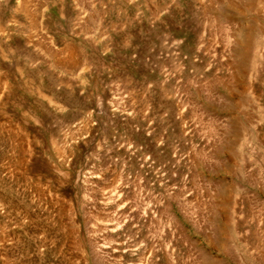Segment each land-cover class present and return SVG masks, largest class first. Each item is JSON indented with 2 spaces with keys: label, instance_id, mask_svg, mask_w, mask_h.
Returning <instances> with one entry per match:
<instances>
[{
  "label": "rangeland",
  "instance_id": "rangeland-1",
  "mask_svg": "<svg viewBox=\"0 0 264 264\" xmlns=\"http://www.w3.org/2000/svg\"><path fill=\"white\" fill-rule=\"evenodd\" d=\"M0 29V264H264V0H0Z\"/></svg>",
  "mask_w": 264,
  "mask_h": 264
},
{
  "label": "bare ground",
  "instance_id": "bare-ground-1",
  "mask_svg": "<svg viewBox=\"0 0 264 264\" xmlns=\"http://www.w3.org/2000/svg\"><path fill=\"white\" fill-rule=\"evenodd\" d=\"M26 3V2H25ZM24 4V3H23ZM26 6V5H25ZM22 7V6H21ZM21 7H19V8H21ZM22 9V8H21ZM22 12V11H21ZM24 12L27 14V9H26V7H25V9H24ZM23 13V12H22ZM233 26V25H232ZM2 28V27H1ZM229 28V27H228ZM232 28V27H231ZM1 31H0V33L3 35L4 34V31L2 30V29H0ZM256 30V29H255ZM229 32H230V30H229ZM248 35L245 37V38H241V40H240V49L237 51V52H235L237 55H238V57L240 56L241 58H245L246 57V55H247V51H248V48H250V47H253V48H255L256 46L258 47V45H259V38L258 37H256L255 36V38H253L252 36L253 35H251V34H249V33H247ZM254 35H255V33H254ZM240 38V37H239ZM258 39V40H257ZM257 47L255 48V49H257ZM255 49H254V51L253 52H255ZM69 50V52H70V56H72L73 54H72V49L71 48H69L68 49ZM249 53H252L251 52V50L249 51ZM256 53V52H255ZM255 53H253V54H255ZM250 55V54H249ZM252 55V54H251ZM257 55V54H256ZM260 55V54H259ZM236 56V55H235ZM254 56V55H253ZM259 57V56H258ZM257 58V57H256ZM251 60H252V58H251ZM260 60V59H259ZM244 61V60H243ZM255 59L253 58V60L252 61H250L251 63H252V66L251 67H253V65H255ZM242 62V61H241ZM253 62H254V64H253ZM251 65V64H250ZM239 67V66H238ZM238 69V68H237ZM29 82V81H28ZM30 83V82H29ZM4 84H7V83H4ZM31 84V83H30ZM6 86V85H5ZM4 86V87H5ZM34 89V88H33ZM35 92H37L36 94H38L39 96H41V97H43V98H45L49 103H52V104H55L56 106H58V107H60L61 105H60V101H59V99L58 98H56V96L53 94V93H51V92H48V93H46V92H43V90L41 89V88H39V86H37V87H35ZM254 93V92H253ZM257 93V92H256ZM244 140V139H243ZM54 142L55 141H53V143L52 144H54ZM247 142V141H246ZM239 143H241V142H239ZM250 144V143H249ZM240 145V144H239ZM53 146H55V148H54V150H56L57 151V153L58 152H61L60 151V149L61 148H59L58 146H57V144L55 143V145H53ZM241 148H242V145H241ZM59 154V153H58ZM233 192H234V190H233ZM185 194V193H184ZM189 194V193H188ZM187 193H186V195H184V199L186 200L187 198H185V197H187V195H188ZM181 195V194H180ZM179 196V195H178ZM177 197V196H176ZM183 197V196H182ZM189 197H190V195H189ZM188 197V198H189ZM109 200H114L115 202V204H117V207H118V211L120 212L119 214L121 215V212H123V210L125 209L124 208V204H123V201L121 202V199H120V195H118L117 197H107V198H105V199H103V204L104 205H109ZM177 200V199H176ZM180 200H182V199H180ZM178 201L177 202V208H178V210L180 209V207H181V205H183V204H186L189 200L187 199L183 204H180V206H179V202L181 203V201ZM125 202V201H124ZM182 202H183V200H182ZM122 203V204H121ZM128 204H129V202H128ZM150 204V203H149ZM132 205V204H131ZM126 206V205H125ZM152 206V205H151ZM184 206V205H183ZM129 207V206H128ZM131 207V206H130ZM132 208V207H131ZM131 208H128L129 209V211H131L132 209ZM146 208V207H145ZM166 208H167V206H166ZM131 209V210H130ZM135 209V208H134ZM144 209V208H143ZM142 209V210H143ZM152 209V208H151ZM128 211V210H127ZM126 211V214L127 213H129V212H127ZM133 211V210H132ZM144 211V210H143ZM148 211H150V209L148 210ZM147 211V209L145 210V212L147 213L148 212ZM153 211V210H152ZM180 212V211H179ZM184 212V211H183ZM182 212V213H183ZM118 213V212H117ZM155 213H156V210H155ZM130 214H132V213H130ZM130 214H129V216H130ZM145 214V213H144ZM151 214V213H150ZM154 214V213H153ZM184 214V213H183ZM125 215V213H122V216H124ZM134 215H135V212H134ZM182 215V214H181ZM186 215V214H185ZM128 216V215H127ZM129 216H128V218H129ZM139 216H140V214H139ZM138 216V217H139ZM143 216V215H142ZM131 217L134 219V217L131 215ZM130 217V218H131ZM151 217H153L154 218V215L153 216H151ZM150 217V218H151ZM184 218H185V216H183ZM123 218V217H122ZM121 218V219H122ZM141 218V217H140ZM149 218V219H150ZM173 218V217H172ZM124 219V218H123ZM122 219V220H123ZM136 219H138V218H136ZM143 219V218H142ZM144 219H145V217H144ZM143 219V220H144ZM186 221H187V219H185ZM129 221V220H128ZM131 221V220H130ZM136 221V220H135ZM122 222V221H121ZM133 222V221H132ZM124 223H126V220H124ZM124 223L122 224V225H124ZM130 223V222H129ZM127 224V223H126ZM221 224V223H220ZM244 225V224H243ZM128 226V225H127ZM126 226V227H127ZM131 226V225H130ZM125 227V228H126ZM238 227V226H237ZM237 227H235V225L234 226H232V227H225V226H221V230H222V233H224L225 235H226V238H227V236L229 237V238H232V239H234L237 235L238 236H240L238 233H241V231L243 230L244 231V228H242V230H241V228L240 229H238ZM116 228H118V227H116V225H114V224H105V225H103V227H102V229H103V231L102 232H112V231H115L116 230ZM124 228V229H125ZM130 228V227H129ZM237 228V229H236ZM86 229V228H85ZM94 230V229H93ZM238 230H240V232L238 231ZM88 231V230H87ZM246 231V230H245ZM244 231V232H245ZM96 233V230H94V231H89V232H87V233H89L88 234V236H87V238L85 239V240H89V238H90V241H91V245L92 246H90V247H92V252L93 253H95V255L96 254H98L99 252L101 253V252H103L104 250H106V248L107 247H105L104 246V244H102V243H100V242H96L95 244L93 243V239L95 238L96 239V241L98 240V238L96 237L97 235H95V233ZM86 233V234H87ZM248 234V233H247ZM245 236H246V234H245ZM89 237V238H88ZM238 238V237H237ZM228 239V238H227ZM240 239V238H239ZM242 240H244L243 238H241ZM240 239V240H241ZM102 240V239H101ZM225 240V239H224ZM222 242V241H221ZM226 242V241H225ZM227 242H228V240H227ZM227 242H226V244H227ZM243 242H247V240L245 241H243ZM256 242H258V241H256ZM219 244H220V241H219ZM246 244V243H245ZM244 244V245H245ZM221 246H223V247H225L226 245H225V243H223L222 242V244H221ZM246 246V245H245ZM245 246H244V248H245ZM255 246V245H254ZM88 247V246H87ZM227 247V246H226ZM257 247V246H256ZM111 248H114L113 246H111ZM108 249H109V247H108ZM114 249H116V248H114ZM118 250V249H117ZM120 250V249H119ZM113 251V250H112ZM106 252V251H105ZM104 252V253H105ZM108 252H106V254H107ZM121 253V252H120ZM101 254H103V253H101ZM100 254V255H101ZM94 255V254H93ZM99 255V254H98ZM100 255H99V257H100ZM118 255H120V254H118ZM98 257V256H97ZM247 257H249V256H247ZM247 257H245V258H247ZM182 258V257H181ZM181 260V259H180ZM248 260V259H247ZM155 261V260H154ZM153 261V262H154ZM157 261V260H156ZM150 262H152V261H150ZM152 262V263H153ZM141 263V262H140ZM143 263H147L146 261L144 262L143 261ZM157 263V262H156ZM161 263V262H160ZM211 263V262H210ZM209 263V264H210ZM139 264V263H138ZM151 264V263H150ZM162 264H167L166 262H165V260L164 261H162ZM182 264H185V263H182Z\"/></svg>",
  "mask_w": 264,
  "mask_h": 264
}]
</instances>
